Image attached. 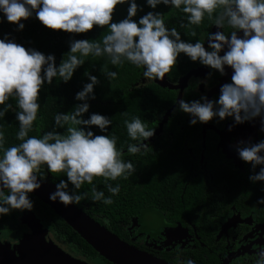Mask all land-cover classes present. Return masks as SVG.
<instances>
[{
	"label": "clouds",
	"instance_id": "1",
	"mask_svg": "<svg viewBox=\"0 0 264 264\" xmlns=\"http://www.w3.org/2000/svg\"><path fill=\"white\" fill-rule=\"evenodd\" d=\"M145 2L151 9L161 4L182 9L187 25L181 24V27L199 26L205 14L212 19L219 9L214 19L217 31L208 34L207 48L199 41L187 42L175 27L166 26L161 12L149 11L138 21L134 19L138 11H143L136 0H0V13L8 23L17 25V31L24 29L22 21L33 14L43 27L70 35L86 34L94 28L109 29L102 38V45L89 39L70 40L68 58L62 59L58 67L53 54L26 49L7 36L0 39V105L5 106L0 110V117L12 107L6 101L15 97L19 109L15 113L19 123L16 139L22 141L5 149V137L0 132V149H3L0 157V216L12 211H32L34 204L29 194L41 187L44 178L37 175L41 166L50 174L66 175L67 179L56 183L55 191L49 194L50 201H58L65 207L86 199L87 192L78 194L76 190L85 183L92 184L96 177H102L108 192L115 196L119 194L120 186L113 187L108 182L121 177L128 179L135 173V164L121 159L122 152L117 150L115 136L95 135L91 130L94 126L101 133H107L111 119L98 113L83 118L89 111L88 101L95 99L94 86L99 80L94 75L86 73L90 82L75 94L74 99L83 103L75 105L70 112L55 116L57 127L69 125L66 135L53 130L44 132L40 138L28 137L37 119L40 90L44 84L51 85L57 76L64 83L70 81L75 70L85 63L82 57L107 56L114 66L127 61L143 69L145 80H163L176 65L180 54L221 76L226 74V67L230 68L231 81L220 86L218 99L210 100L202 95L198 100L186 102L180 98L178 110L191 117L190 125L207 124L214 118L219 121L232 118L234 123L229 126V131L236 125L259 119V131L264 133V0ZM125 3L128 4L126 17L113 22L116 7ZM225 24L233 29L228 35L220 30ZM191 35L195 37L196 32L192 31ZM103 74L109 82L117 76L115 71L105 70ZM211 75L209 72L208 77ZM124 123L130 140L137 142L128 144L127 151L137 154L146 149L148 145L144 141L153 137L154 129H149L139 117ZM235 150L241 161L251 165L253 174L249 180L264 182V167L255 172L258 165H264V155H261L264 140L255 144L239 141ZM69 185H72L71 192ZM91 194L93 202L113 203L111 196L105 197L95 185ZM257 203L264 204V197ZM257 257L255 264H264V248L258 251ZM180 264L185 261L181 260ZM186 264H195V261L188 259Z\"/></svg>",
	"mask_w": 264,
	"mask_h": 264
},
{
	"label": "trees",
	"instance_id": "2",
	"mask_svg": "<svg viewBox=\"0 0 264 264\" xmlns=\"http://www.w3.org/2000/svg\"><path fill=\"white\" fill-rule=\"evenodd\" d=\"M137 4L143 9L138 11V19L149 11L161 12L168 28L175 27L181 34V38L187 42L195 43L197 41L204 44L205 37L211 32L214 26V19H209L207 14L199 26L189 25L181 27V24L187 25V17L182 9H175L158 5L156 9H151L146 5L145 0H136ZM128 4L118 5L113 15V22H118L126 17ZM25 27L22 31H17V25L10 24L0 13V39L7 36L8 39L14 40L17 44L24 46L26 49L31 48L42 52L45 55L53 54L55 56L56 66L58 67L62 59L68 58L69 41L78 39H89L90 42H98L102 45L103 36L109 32L108 28H94L92 31L81 35H70L61 31H52L43 27L40 22L33 17L22 21ZM228 32V28H223ZM195 31L193 37L191 32ZM205 46V44H204ZM79 56V54H76ZM85 63L77 68L70 81L64 83L60 77L53 78L51 85L45 83L40 90L38 103L40 108L37 119L33 122V127L28 133V137L36 136L40 138L44 132L57 131L62 135L67 134V127H57L55 125V116L58 113L70 112L75 105L83 103L74 99L75 94L81 91L84 84L89 83L88 76L94 75L98 78L99 83L94 86L95 99L89 100L90 105L88 113L83 118L87 119L92 113H98L111 119L112 124L109 126L107 133H101L94 126L91 130L95 135H108L110 138H117L116 147L122 152L121 159L132 161L136 166L135 173L128 179L123 177L116 181H109L113 187L117 184L120 186L118 195L111 196L105 187V181L102 177L94 178L92 184L85 183L79 190L78 194L87 192L88 197L83 199L79 204L87 214L94 218L101 225L105 226L111 232L118 235L121 239L128 242L125 236L126 226L130 219L142 215L143 212L158 210L159 212H172L175 214L177 204L181 199L187 201L193 192L196 182L195 178L190 175V161L183 152L182 147L187 138L199 136L198 127L187 126L183 130L174 131L171 123L181 118V111L175 105L178 91L161 87L153 80H145L142 76L143 69L125 61L122 65H112L107 56L102 57H82ZM200 65L198 62H191L184 54H180L177 63L172 70L166 74L169 82L174 83L180 77L184 76L189 70ZM115 71L117 76L108 81L103 71ZM184 100L192 101L200 99L197 92L186 90L182 95ZM218 99L214 98L213 100ZM6 104H11L7 114L0 117V132L5 137L4 148L17 146L22 141L16 139L19 132V123L15 119V113L19 111L17 100L10 97ZM0 105V110L4 109ZM168 109H172L167 121L164 123V130H173V134L166 131L154 136L148 143V147L140 153L131 154L127 151L128 144L137 143L130 140L124 121H131L133 117H139L143 122L148 124L149 129H156L158 122ZM126 113V114H125ZM78 127V126H77ZM27 138V137H26ZM3 155V149H0V157ZM45 167L41 166L38 176L44 178L47 173L50 181L59 183L61 179L66 180L64 173L50 174L44 171ZM45 179V178H44ZM93 185L98 191H103L105 197L111 196L113 203L105 205L102 201L93 202L91 199V189ZM70 192L73 191L72 185H69ZM7 192V191H5ZM195 199L200 198L197 194L193 195ZM33 201V213L47 226L49 231L55 236V239L62 242L71 250H77L82 253L86 259L93 260L100 257L91 245H89L76 231L72 229L60 216L37 197L29 194ZM193 199V198H192ZM16 211H12L15 213ZM10 215V214H9ZM9 215L0 216L6 221L10 220ZM105 264H113L103 257H100Z\"/></svg>",
	"mask_w": 264,
	"mask_h": 264
},
{
	"label": "flooded vegetation",
	"instance_id": "3",
	"mask_svg": "<svg viewBox=\"0 0 264 264\" xmlns=\"http://www.w3.org/2000/svg\"><path fill=\"white\" fill-rule=\"evenodd\" d=\"M226 27L227 33L220 30L228 35L233 29L227 24ZM197 67L201 73L189 80L182 93L188 90L206 96L207 91L216 88L210 100L217 98L219 88L224 84L222 76L201 64L193 69ZM209 72H212L210 78ZM230 81L231 77L226 82ZM193 100L196 99L193 97ZM190 119L182 112L181 118L171 123V127L174 131L187 126L199 129L200 135L187 138L182 147L191 163L190 175L196 182L192 186L193 192L187 201H179L177 207L180 208L175 214L156 209L130 219L125 233L128 243L170 264H180L181 260L186 264L188 259L194 260L195 264H255L258 251L264 248V204L257 203L264 197V182L249 180L253 174L251 165L239 159L235 146L239 141L255 144L264 140V133L259 131V119L236 125L231 131L228 128L234 123L232 118L223 121L214 118L204 126L199 122L190 125ZM173 130H164L163 124L159 133L166 131L171 135ZM260 167L264 165H258L255 172H259ZM196 194L200 198L195 199L193 195ZM29 212H11L10 220L0 219V264L9 263L10 256L6 251L14 252L29 232L25 221ZM45 227L49 238L66 254L75 259H86L76 249L71 250L57 241ZM4 247L5 251L1 253ZM100 257L86 260L91 264H97V260L105 264Z\"/></svg>",
	"mask_w": 264,
	"mask_h": 264
},
{
	"label": "water",
	"instance_id": "4",
	"mask_svg": "<svg viewBox=\"0 0 264 264\" xmlns=\"http://www.w3.org/2000/svg\"><path fill=\"white\" fill-rule=\"evenodd\" d=\"M215 31H217V29L213 26L212 32ZM238 35H242V33H238ZM220 54L223 55V52ZM199 68L200 67L189 70L174 83L169 82L166 76L163 80L153 81L161 87L176 89L178 93L174 106H178L177 101L182 98L183 88L187 86L192 77L201 73ZM225 73L226 74L221 77L223 83L231 77L232 70L226 67ZM216 90V88L213 89L214 92ZM213 91H207L206 97L208 99H210ZM171 112L172 109H168L163 115L158 128L154 131V135L159 134V131L167 121ZM204 125L205 124H203V126ZM55 184V182L44 179L41 182V187L31 194L47 204L55 214L60 216L74 231L91 245L101 257L113 264H170L124 241L87 214L82 207L76 204L65 207L58 201H50L49 194L55 191ZM25 221L29 227V232L22 237L14 252L11 250L6 251L8 257L10 256V261L7 264H91L86 259H75L66 254L49 238L45 224L36 218L31 211L26 215ZM4 251L5 247L1 253Z\"/></svg>",
	"mask_w": 264,
	"mask_h": 264
},
{
	"label": "rangeland",
	"instance_id": "5",
	"mask_svg": "<svg viewBox=\"0 0 264 264\" xmlns=\"http://www.w3.org/2000/svg\"><path fill=\"white\" fill-rule=\"evenodd\" d=\"M44 171H46V168H45ZM44 178H45V180H49L50 181V177H49V175L47 173L44 175ZM97 264H101V262H99V260H97Z\"/></svg>",
	"mask_w": 264,
	"mask_h": 264
}]
</instances>
